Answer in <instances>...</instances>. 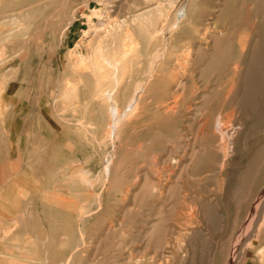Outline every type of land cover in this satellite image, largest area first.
Masks as SVG:
<instances>
[{"label":"rangeland","instance_id":"374dc122","mask_svg":"<svg viewBox=\"0 0 264 264\" xmlns=\"http://www.w3.org/2000/svg\"><path fill=\"white\" fill-rule=\"evenodd\" d=\"M105 10L147 48L117 77L82 60ZM150 12L178 19L167 51L132 21ZM0 22V264H264V0H0ZM141 82V105L109 136L111 108ZM46 109L60 146L65 126L83 134L59 157L55 219L37 183L30 217L5 198L30 186L2 120L25 110L44 124Z\"/></svg>","mask_w":264,"mask_h":264},{"label":"crops","instance_id":"0c3cea01","mask_svg":"<svg viewBox=\"0 0 264 264\" xmlns=\"http://www.w3.org/2000/svg\"><path fill=\"white\" fill-rule=\"evenodd\" d=\"M49 111L50 110L46 109V121H44V124H38L40 127L37 125V120H35L31 113L29 111L26 112L25 110H22L20 114L24 117L16 118L13 122L7 118L2 120V126L4 128L3 130L7 137V155L8 157H11L12 153L14 152V161L18 164L16 170L18 181H20V178L23 179L22 177H24L26 183L30 186L28 188L29 196L26 199L21 200L20 195L17 194L14 198H12V200L8 193H6L5 198L9 201V205L12 204L14 208L27 202L26 204H28L27 207L29 209L22 212L23 214L26 213L29 215L28 217H30L32 214H34V211H32L30 207L38 199V194L34 192V186L37 183V185L41 186V190L44 191V189H46V196L45 194H41L43 197L42 199H44V197L46 198V205H48V208L43 210V213L50 215L51 218L55 219V217H60L61 210L54 209L56 205H54L53 201H55L56 198L52 197L54 193L62 194L61 191L63 190L61 187H57L55 185L53 186V183L55 184L57 182L56 177H59L60 174H62V172H59V157H61L62 153H66V151L72 152L80 147V145L77 146V143H83V134H81V128L79 133L75 132L72 134V129H70L71 126H65L66 130L64 129V132L61 135H65L68 141L64 143L62 142L63 146H60V132L57 129L59 120L51 119L52 116H50ZM52 122H54L55 125H53ZM40 133L41 135L44 134L46 138L43 146L37 142L38 134ZM72 135L74 138H72ZM62 147L64 148L61 149ZM65 165H69V168H78L82 165V162L81 160L76 161L75 159V161H71L70 163L65 161ZM67 171L68 170L66 169L65 172ZM4 174L6 176L8 175L7 172ZM7 185L8 184H6V189H12L16 184H13V186ZM44 185H46L45 188H43ZM22 187L23 186L20 185L14 189L22 190ZM63 202L64 203H62V206L66 207L68 205H76V203H72V200ZM44 221H46V219H44Z\"/></svg>","mask_w":264,"mask_h":264},{"label":"bare ground","instance_id":"6f19581e","mask_svg":"<svg viewBox=\"0 0 264 264\" xmlns=\"http://www.w3.org/2000/svg\"><path fill=\"white\" fill-rule=\"evenodd\" d=\"M173 3H175V2H173ZM86 4L89 5V2H86ZM104 4L107 5L108 3L106 1H104ZM180 12H182V11H180ZM22 15L25 16L24 14H22ZM94 15L96 16L95 19L97 20V22L95 23V31H94L93 41L90 45V48L92 49V55H89L88 57L83 58L82 60L90 61L88 63V66L90 65V68L91 69L93 68L94 71L97 68V71L99 73L105 71V72L111 73V76L113 74V77H117V73L123 67L122 63L126 59L128 60V62H130L132 64V67H134L133 63H134L135 59L138 57V54L146 52L147 48H146V46L139 47V44L137 43L136 40H134L132 38L131 35H128L126 37H122L121 31L124 28V26L126 25V23H127L126 21L124 23H119L117 25V27L115 28L114 25L110 23L111 17H110V15H108L106 10L104 12H102V14H97L94 12ZM23 16H21V17L23 18ZM20 19L21 18L17 17V15H16V16L5 18V19H3V21L9 20V22L15 23ZM118 20H121V18L119 17ZM160 20H161V17L157 15V12H150L147 14H141L137 17H134L132 21L135 24V26L138 28L139 32L142 34V37L147 36V37H150L153 39L161 38L162 42L164 43V47H162L163 51H167V49H169V43L167 42L166 32L168 31V28H170V27L173 28L177 24L178 19L175 18V21L172 23V25L170 27H169V23L171 22V16L166 17L163 21V24L159 26ZM15 24L17 25L19 23H15ZM179 25H177V26H179ZM17 26H13L14 28L12 30L14 31V29L15 30L17 29L20 31V29H18L19 26H18V28H16ZM9 39H11V38H9ZM153 50H154V48H153ZM153 52L151 54H153ZM155 62H156L155 59L151 61V65L149 67L151 71H153L155 69ZM113 81H115V80H113ZM117 81H120V80L118 79V80H116V82ZM147 84H148L147 82H141V83L136 84V86L133 90V94L131 96V99L128 102L126 110L120 112L118 107H112L111 108L112 120H111L110 125L108 127L109 128L108 129V135L109 136H113L117 132L119 133L121 130L122 124L124 122H126L128 117L133 115L134 112L137 110V108L141 105L143 97H144L145 93L147 92ZM179 87H181V85H178V88ZM111 97H112V95H109V98H111Z\"/></svg>","mask_w":264,"mask_h":264}]
</instances>
